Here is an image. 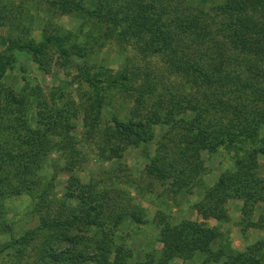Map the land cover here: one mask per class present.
<instances>
[{"label": "trees", "instance_id": "obj_1", "mask_svg": "<svg viewBox=\"0 0 264 264\" xmlns=\"http://www.w3.org/2000/svg\"><path fill=\"white\" fill-rule=\"evenodd\" d=\"M43 1L62 13L95 18L105 25V33L120 41L143 42L145 53L160 55L168 72L179 75L189 87L182 92L170 90L144 112L157 89L149 69L127 59L115 73L101 65L93 71L80 65L78 76L93 94L92 102L82 108L87 134H94L100 123L103 82L133 90L130 116H111L112 124L105 129L113 142L111 153L119 155L121 143L149 144L156 139L161 146L164 142L155 129L166 127L164 136L171 138L173 148L149 155L146 171L169 180L175 190H188V183L203 168V151L219 146L234 149V167L205 189L195 209L204 219L211 213L217 220H227L225 204L234 197L242 202V228L264 226L263 213L255 220L251 217L254 207L264 204V174L258 173V154L264 153V137L258 136L264 124V0H223L211 6L219 15L215 20L194 14L191 8L185 11L190 6L181 8L178 0ZM11 11L0 6V25L14 15ZM84 41L58 26L40 40L0 34V235L11 231L7 198L28 194L38 214L34 227L0 241V252L11 250L15 264L32 252L33 264H171L175 257L190 259L197 251L205 252L199 264H264L261 240L239 250L224 239L216 224L191 218L172 222L163 215L156 256L128 263L132 252L116 242L115 234L125 217L142 221L141 206L117 209L108 202L109 188L98 189L73 174L85 159L72 132L71 119L80 109L77 101L60 86L47 99L39 85L28 79L21 91L2 82L6 69L14 65L16 50L30 52L47 69L45 55L51 49L66 65L72 55L85 57L89 48ZM209 42H214L215 53H210ZM225 46L234 55L227 56ZM52 152L64 161L60 169L70 172L59 202L53 195L58 165L54 163L50 172L44 170Z\"/></svg>", "mask_w": 264, "mask_h": 264}, {"label": "rangeland", "instance_id": "obj_2", "mask_svg": "<svg viewBox=\"0 0 264 264\" xmlns=\"http://www.w3.org/2000/svg\"><path fill=\"white\" fill-rule=\"evenodd\" d=\"M178 1L181 8L190 6L185 11L191 8L194 14L205 15L202 18L210 17L212 20L217 19L219 15L211 6L223 2V0ZM3 5L12 9L14 15L8 16L4 24L0 25V34L10 33L22 39L40 40L58 26L64 31H71L75 40H85L89 48L85 57L72 55L67 64L63 65L57 53L51 49L45 55L47 69L40 67L30 52L24 49L16 50L14 65L6 69L2 82L15 91H21L24 80L28 79L39 85L47 99H51L53 90L60 86L64 88L65 94H70L77 101L80 109L71 119L74 125L72 132L85 159L80 167L74 168L73 174L83 182L95 184L98 189L109 188L108 202L110 205L114 204L117 209L129 211L134 204L141 206L142 221L137 222L131 217H125L118 225L115 234L116 242L131 250L132 255L128 263L156 256L161 246L159 240L161 216H165L172 222H177L182 218L204 219L203 214L195 209V202L203 198L205 189L216 181L219 174L234 167L235 150L219 146L212 152L203 151V168L188 183V190L184 188L175 190L169 180L159 179L146 171L149 155L156 152L166 154L170 148H173L171 138L164 136L167 131L166 127L158 126L155 129L157 136L163 140V145H158L156 139L149 144L121 143L122 148L119 149V155H114L110 150L113 142L107 139L105 129L112 124L111 116L116 115L122 119L130 116L134 106L135 92L103 82L104 107L100 123L94 134H87L82 108L92 102L93 94L87 82L81 81L78 76V66L82 65L93 71L101 65L102 68L103 66L108 68V72L115 73L121 69L127 59L136 66L149 69L150 75L157 83V89L154 95L147 100L148 111L144 112H149L158 98H166L170 90L187 91L189 89L187 84L179 75L168 72L160 55L145 53L143 42H138L133 38L120 41L116 36L105 33V25L95 18L62 13L48 6L43 0H0V6L3 7ZM16 9H22L20 14L15 12ZM199 9L205 13L201 14ZM178 13L181 14V12ZM213 43H208L210 53L216 52ZM206 44H200V46L204 49ZM0 48H2L1 44ZM225 52L227 56L228 54L234 55L227 46H225ZM101 78L104 80L105 76L101 75ZM138 82L139 80L134 82V85ZM171 136L173 137L172 134ZM258 136L264 137V124L260 127ZM102 148L107 150L103 151ZM63 162L57 152H52L45 160L44 170L47 172L53 170L54 163L58 165L53 189L56 202L63 199V192L70 178V172L60 169ZM258 173L264 174V153L258 154ZM241 203L240 199L230 197L225 204L227 220H217L211 213L204 220L210 225H218L225 234L224 239L230 241L236 249L244 250L250 244L261 240L260 251L264 256V226L255 225L242 228L244 224L239 221ZM5 213L11 225V231L10 234L8 232L1 234L0 241L7 240L10 235L17 237L38 223V214L34 212L32 199L26 193L7 198ZM260 213L264 214V204L261 202L254 207L251 217L255 220ZM204 255L205 252L197 251L190 259L175 257L171 264H199ZM34 259L35 253L32 252L24 257L20 264H33ZM15 263L16 256L11 250L0 252V264Z\"/></svg>", "mask_w": 264, "mask_h": 264}]
</instances>
